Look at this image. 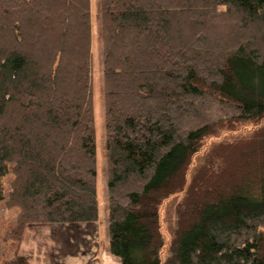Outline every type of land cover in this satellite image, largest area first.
Listing matches in <instances>:
<instances>
[{
  "label": "trees",
  "instance_id": "16d2710c",
  "mask_svg": "<svg viewBox=\"0 0 264 264\" xmlns=\"http://www.w3.org/2000/svg\"><path fill=\"white\" fill-rule=\"evenodd\" d=\"M100 16L111 255L264 264V0H100ZM225 16L232 44L209 32ZM91 20V0H0V202L18 209L5 264H30V224L99 218ZM220 131L232 140L188 181ZM183 189L163 260L160 207Z\"/></svg>",
  "mask_w": 264,
  "mask_h": 264
},
{
  "label": "rangeland",
  "instance_id": "374dc122",
  "mask_svg": "<svg viewBox=\"0 0 264 264\" xmlns=\"http://www.w3.org/2000/svg\"><path fill=\"white\" fill-rule=\"evenodd\" d=\"M91 17H92V87H93V102L95 109V126L97 138V183H98V199L101 216L108 217L107 205V159H106V129H105V107L103 96V57H102V42H101V16H100V0H91ZM209 32L215 37L219 36L227 40L229 44L233 43L236 34L235 23L228 16L222 17L220 21L211 19ZM242 32V31H241ZM252 35V33H248ZM244 35V34H243ZM213 55L216 54L212 52ZM209 101V105L214 103ZM211 103V104H210ZM205 111V110H204ZM205 114V113H203ZM244 127V126H243ZM255 125L247 124L245 128H241L238 132L240 136H248L255 128ZM233 138L231 133L218 132L216 135L210 136L204 140V145L199 153L193 156L188 169V181L194 175L197 168L203 164L205 157L209 153L212 145L221 140L231 141ZM249 145V144H248ZM251 147V146H248ZM235 156V155H234ZM238 157V156H237ZM236 158V157H235ZM239 160H242L238 157ZM237 158V159H238ZM13 174L10 170L5 176L4 185L8 191V184L12 179ZM185 195V190L169 196L165 199L160 207L161 229L163 233L164 246L162 249V259L165 260L168 255L170 244L172 243L175 229L177 228V208ZM18 209H6L4 201L0 202V264H5L4 261L10 259L14 253V245L12 243H4L2 241L3 234L14 224Z\"/></svg>",
  "mask_w": 264,
  "mask_h": 264
},
{
  "label": "crops",
  "instance_id": "0c3cea01",
  "mask_svg": "<svg viewBox=\"0 0 264 264\" xmlns=\"http://www.w3.org/2000/svg\"><path fill=\"white\" fill-rule=\"evenodd\" d=\"M20 253L30 264H121L110 253L108 217L100 208L93 222L28 225Z\"/></svg>",
  "mask_w": 264,
  "mask_h": 264
}]
</instances>
